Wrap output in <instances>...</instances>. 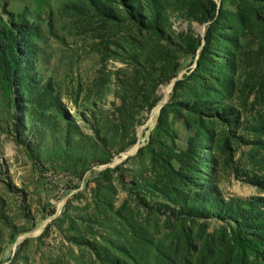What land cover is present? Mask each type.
Wrapping results in <instances>:
<instances>
[{
  "label": "rangeland",
  "instance_id": "1",
  "mask_svg": "<svg viewBox=\"0 0 264 264\" xmlns=\"http://www.w3.org/2000/svg\"><path fill=\"white\" fill-rule=\"evenodd\" d=\"M4 31L0 264H264V0H0Z\"/></svg>",
  "mask_w": 264,
  "mask_h": 264
},
{
  "label": "trees",
  "instance_id": "2",
  "mask_svg": "<svg viewBox=\"0 0 264 264\" xmlns=\"http://www.w3.org/2000/svg\"><path fill=\"white\" fill-rule=\"evenodd\" d=\"M19 28V34H21L22 32H24V28L23 26L18 27ZM19 35H17L14 39V41L10 40L8 38V33L7 31H4L2 33H0V43L3 44V48L2 50V54L4 57H6L8 63L10 64V66L12 68H15L16 65V55H15V47H18V43H19ZM15 51V52H14ZM13 64V65H12ZM181 86V82H177L175 85V89H178Z\"/></svg>",
  "mask_w": 264,
  "mask_h": 264
}]
</instances>
